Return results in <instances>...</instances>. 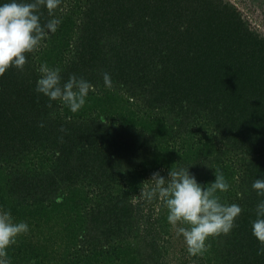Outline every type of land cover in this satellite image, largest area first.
I'll use <instances>...</instances> for the list:
<instances>
[{
    "label": "trees",
    "instance_id": "1",
    "mask_svg": "<svg viewBox=\"0 0 264 264\" xmlns=\"http://www.w3.org/2000/svg\"><path fill=\"white\" fill-rule=\"evenodd\" d=\"M53 18L24 69L0 77V210L29 226L10 264H165L168 209L140 190L172 167L205 188L218 169L230 185L221 203L242 208L230 234L203 255L186 249L184 263L264 264L252 233L264 200L252 188L264 179V37L227 0H62L53 16L41 8L42 24ZM45 63L62 83L94 85L76 113L36 91Z\"/></svg>",
    "mask_w": 264,
    "mask_h": 264
},
{
    "label": "clouds",
    "instance_id": "2",
    "mask_svg": "<svg viewBox=\"0 0 264 264\" xmlns=\"http://www.w3.org/2000/svg\"><path fill=\"white\" fill-rule=\"evenodd\" d=\"M62 0H7L0 3V77L12 67L23 70L27 63L26 54L37 51L48 32L54 33L59 19H50L41 23V8L46 7L50 16L60 6ZM38 71L36 91L43 93L51 101H60L71 112L76 113L86 103L94 85L83 77L71 75L62 83L61 70L42 64ZM106 86H110V76L104 74ZM100 121L105 122L101 117ZM43 123L40 127H43ZM61 131L65 129L61 128ZM62 140V138H61ZM215 181L206 188L198 183L189 168H171L167 177L156 171L149 179L152 186L144 184L140 190L142 198L151 201L159 198L168 209V222L176 228L177 235H183L189 255H203L211 245L206 243L211 237L230 234L236 225V219L242 212L236 203H221L216 194L227 192L229 183L218 169ZM252 188L264 197V179H256ZM257 218L252 221V233L261 247L258 255H264V200L256 207ZM182 224L177 228V225ZM29 226L26 222L15 223L10 211L0 210V264H10L7 249L17 243L20 235L26 234Z\"/></svg>",
    "mask_w": 264,
    "mask_h": 264
},
{
    "label": "rangeland",
    "instance_id": "3",
    "mask_svg": "<svg viewBox=\"0 0 264 264\" xmlns=\"http://www.w3.org/2000/svg\"><path fill=\"white\" fill-rule=\"evenodd\" d=\"M234 4L241 12L244 20L264 37V0H227ZM157 212V209H156ZM182 224L177 225L181 227ZM174 229V230H173ZM172 229L170 239L171 249L170 254L166 256L165 264H185L189 260V255L186 252L187 246L183 235H177L176 228ZM190 262V261H188Z\"/></svg>",
    "mask_w": 264,
    "mask_h": 264
}]
</instances>
